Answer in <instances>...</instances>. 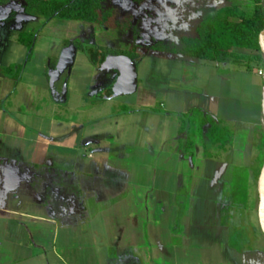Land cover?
Here are the masks:
<instances>
[{
    "label": "crops",
    "instance_id": "crops-1",
    "mask_svg": "<svg viewBox=\"0 0 264 264\" xmlns=\"http://www.w3.org/2000/svg\"><path fill=\"white\" fill-rule=\"evenodd\" d=\"M20 3L25 5L24 0H2L0 12L11 11V6ZM233 3H239L248 16L253 14L252 2ZM262 3L264 7V0ZM25 7H14L3 19L29 18L33 22L25 15ZM5 29L0 27V264H187L185 246L191 239L194 245L196 239L206 247L221 245L223 255L231 224L245 221L253 227L254 216L258 221L257 184L256 190H242V185L233 186V182L244 181L240 164L248 166L250 173L261 155L259 148L250 154V162L248 149L253 144L243 143L264 138L262 53L257 54L260 61L249 66L168 53L145 54L135 67L133 82L122 81L117 70L119 79L108 94L101 98L96 93L100 101L130 94L134 107L144 106L130 113L124 110V116L147 114L161 121H181L177 151L161 146L157 168L149 167L152 182L160 176L157 181L162 182L161 187L152 183L148 191L141 190L137 181V146L130 135L117 138L121 128L118 124L110 126L107 120L112 116L94 112L103 108L102 103L88 105V74L79 66L83 63L88 72L91 68L101 70V48L92 41L75 40L78 44L56 38V33H42L43 29L19 32L34 36L32 50L19 41L18 35L14 48L7 51L10 34ZM148 57L162 60L161 76L158 70H149L142 78L144 83L138 79V68ZM15 66L14 76L10 75L7 70ZM158 102L161 111H151ZM193 109L231 131L225 147L205 141L214 155H201V138L196 141L192 134L193 128L199 130L201 115L190 114ZM125 128L127 132L129 127ZM197 145L203 163L189 172L185 155ZM150 151L142 153L144 160L153 161ZM214 165L217 171H209ZM202 167L205 172L199 175ZM191 173L199 177L189 190L183 183ZM75 179L82 184L73 183ZM86 180L92 184L101 180V197L92 192L95 185H89L87 194ZM47 191L51 194L48 199ZM94 197L98 200L95 204L91 203ZM58 203L68 208L61 216L56 215ZM155 212L161 216L157 218ZM223 214H227L224 222ZM145 219L149 220V232L139 224ZM255 248L259 254L252 260L247 257V262L261 264L264 245ZM232 257L238 262L244 260L242 253L232 255L229 261L234 260Z\"/></svg>",
    "mask_w": 264,
    "mask_h": 264
},
{
    "label": "rangeland",
    "instance_id": "rangeland-1",
    "mask_svg": "<svg viewBox=\"0 0 264 264\" xmlns=\"http://www.w3.org/2000/svg\"><path fill=\"white\" fill-rule=\"evenodd\" d=\"M242 1H247V0H242ZM226 4H228L226 0H144L143 3L141 4H136L133 0H107L108 6L119 7L120 12L122 14L125 15L130 14L132 16V25H133L132 28L128 31H120L117 29H104L95 24H89L83 22L69 23V21L60 20V19L47 20L41 16H38L28 11L26 7H25L26 11H24L25 15L26 16L28 15L31 18H33L34 19V20L32 19L33 22H30L29 18H27L25 21H22V19L21 20L19 19L18 21H15V19H9V20L3 19L8 17V15L10 14L9 12H13L14 7L20 8L21 6H25L24 4L21 5L20 3L19 5H15L13 7L11 6L12 8L11 11L9 10L3 11V14L0 12V27L2 30L5 28L9 30L10 35L8 40L7 51H10L11 49L14 48L15 46L14 44L17 43L16 38L19 35L20 31L28 33L33 31L36 32L37 30H43V29L44 30L42 33H46V34L56 33V38L60 37V38H65L67 40L70 39L71 41H75V40H79L83 42L92 41L97 47L101 48L99 49L101 50L102 57L103 55L106 57L105 59L101 57V70L96 68L94 69L91 68V70L88 72L87 70L84 69L85 67L82 65L83 63L80 64V66L79 63L81 62L77 63V65L81 68L82 73L85 71V73L88 74V79L86 82L88 85L86 87L89 88L87 89L88 92H85L87 94L86 98L87 100H89L88 105H92V104L97 105L102 103L101 106H103V108L100 107L99 109L94 110V112L97 113V111H99L100 114L102 113L104 115H107L108 117L112 116L109 117V119L111 120H107L110 126L111 125L114 126V124L115 125L118 124L119 127L121 128V130H119V132L116 134L117 138L122 140L123 136L128 137L130 135V139H132V142H134L135 145L137 146L136 147L137 152L134 155V157L137 158L135 162H137L138 164L142 162V165L137 164L138 184L141 185L140 188L141 190L147 189L149 191L152 187V183H154L155 188H160L161 187L160 183H162L161 181H157V179L161 180L160 176H158L157 179L155 178V181L152 182L151 179L153 172L150 173L149 167H151L152 164L153 168L155 169L157 168L156 166L158 162L157 158L164 146L166 147L165 150L167 149L168 151L171 152L177 151L179 145L176 134L179 123L181 121L179 122L178 119L176 118L161 121V118H159L158 116L152 117L151 115H147V114L146 115L137 114L133 117L122 115L121 112H123L124 110H127L128 113H130V111L133 109L144 107L143 105L134 107L135 105L134 97L133 95L126 94L127 89L122 92V94H126V95L116 97L113 101H110V99H103L101 101L97 100L96 93H98V95L101 94V98L102 96L107 95L108 90L112 87L115 80L119 79L118 76L119 73L117 71L118 69L114 66L112 62L107 60L110 57L111 58L114 57L112 53H110L109 51L110 50L128 51L132 47L138 46L139 52L143 53L146 52V49L148 47L158 42L163 43L166 46V48L169 50L172 48L181 50L182 49L181 36L193 35L197 23L200 20H202L203 17H205L207 14H211L215 12L216 8L218 9ZM233 4H239V3H233ZM14 28H18L19 30L15 31ZM7 57L8 55L6 54L5 60ZM55 58L56 57L53 58L54 59V61L52 62L53 66L56 65ZM69 64H71V61ZM161 66H162L161 59H158L156 57H148L147 60L138 68L139 81L143 80L142 78H144V74L149 72V70L150 71L158 70L157 73L159 74V76H161V72H160L162 68ZM15 70H16V66L14 70L9 69L7 70V72L10 73V75L14 76L13 72H15ZM51 70L52 69H49V74ZM83 77L86 78V76ZM5 82L6 81H4V83ZM143 82L145 83L144 80ZM15 84H17V82H15ZM131 88H130L131 90L129 89L130 92L134 90V86ZM116 90L119 91L120 87H117ZM143 93L145 92H142L141 94ZM142 100L143 99H141V102ZM108 101H110V103H104ZM154 106L155 107H153L151 111H157L158 108L159 111H161L160 102H158ZM195 116H197V114H195ZM126 126L129 127L127 132L125 131ZM192 134L196 141H199L201 138V140L199 141V146H201L200 148L202 149L201 155L203 154H205L206 156L214 155V151L211 150L209 144H207V147L205 146L206 145L205 141L207 140L203 136L200 137V127L199 130H197V127L193 128ZM243 134L247 135V133H243ZM181 139L182 140L185 139V134H183V138L181 137ZM252 144L253 146H251ZM243 145L251 146V149H248L249 159L247 158L248 160H250V162H252L253 159L250 154L253 155L254 153H256L257 149L259 148H261V155L258 157L257 160H255V164L251 166L250 173L247 170L248 166H243L242 164H240L241 177L242 179H244V181L243 180L242 182H240L239 180L234 181L233 186H235V184L236 185L239 184V187L240 185L243 186L241 188L242 190H246V189L256 190L255 189L256 184L258 183L260 172L264 165V138L261 141H256L251 144L245 142L243 143ZM199 146L197 145L194 151H189L185 155V159L188 160L186 169L189 172L192 171L191 169L194 165L199 166L201 163H203L200 162L202 161L201 160L202 156L199 155L197 151ZM150 149H152L154 153V157H153L154 164L152 160L150 161L143 159L146 156L142 153H151ZM145 161H149L148 164ZM214 166L212 168L210 166L209 171H217L216 167L218 166L217 165ZM201 169L202 171L199 173V175L205 172L203 167L200 168V170ZM249 175L251 176V180L249 179ZM197 176H194V174L192 173L189 176L187 175L188 178L185 181V183H183L185 184L183 186L189 190L193 188V184L195 183ZM74 182L76 184L78 183L81 185L83 181H77L75 179L73 180V183ZM85 183L87 185V194H89V185H95L92 192L94 193V195L97 194V196L101 197V180H98L93 184L89 180H86ZM173 185L174 184H172V186ZM225 188H227V186H225ZM83 193L86 192L83 191ZM41 194L44 195L45 191H41ZM50 195H51L50 192L47 191V199L51 197ZM87 197L89 196L87 195ZM96 197L92 198L93 201H91V203L95 204V202L98 201ZM251 200L252 203H254L255 194L252 195ZM87 201H89V198ZM56 209H57L56 215L61 216L62 213L64 212V211L62 212V210L66 211V209L68 208L66 207V204L58 203ZM155 213L157 214L156 215L157 218L161 216L160 213L158 212ZM226 217L227 214H223V218H224L223 222L226 221L225 220ZM252 223H253V227L255 228L251 227L249 223H246L245 221L231 224L229 245L223 246L226 249L223 255L221 254L220 251L221 245L212 244L209 247L208 246L206 247L205 245L199 243L198 239H196L197 243L194 245L195 240L191 239V241L188 242L185 246L186 254L185 253L184 254L187 256V264H198V263L199 264H251V261L247 262V257L251 260L254 259L257 256V254H259L258 251H256L255 247L257 246L261 247L264 245V237L260 231V228L258 227V221L255 216ZM139 224H141L140 226H145V230L149 232V229L146 228V226L149 225V220L145 219L143 220V222H141L140 220ZM236 253H242V255L244 256V260L241 261L239 260L240 262H238L237 258L234 259L232 257L234 260L229 261V259H231V256L232 255L235 256ZM223 259H225L226 261H224ZM261 264H264V261Z\"/></svg>",
    "mask_w": 264,
    "mask_h": 264
},
{
    "label": "trees",
    "instance_id": "trees-1",
    "mask_svg": "<svg viewBox=\"0 0 264 264\" xmlns=\"http://www.w3.org/2000/svg\"><path fill=\"white\" fill-rule=\"evenodd\" d=\"M133 1L141 4L144 0ZM247 1L254 5L251 16H248L239 4H231L207 14L197 23L193 35L181 36V50L174 48L169 50L163 43L158 42L148 47L143 53L139 52L138 46L128 51L109 49L114 56L109 60L114 63L117 59H125L137 67L145 54L164 55L168 53L213 62L232 61L235 64L244 63L247 66L253 62L258 63L260 57L257 54H261L259 35L264 29V7L262 0ZM24 2L28 11L47 20L83 22L95 24L104 29L120 31H128L133 26L132 16L122 14L119 7L108 6L107 0H24ZM226 2L231 3L233 0H226ZM33 40V35L24 33L19 35V41L29 50H32ZM74 43L79 44L78 41ZM237 50L246 51L249 54H242ZM190 114L201 115L200 133L209 143L217 147H225L230 141L229 129L223 128L211 118L202 117L198 109H193ZM204 127H206L205 133ZM184 129L183 125V131Z\"/></svg>",
    "mask_w": 264,
    "mask_h": 264
},
{
    "label": "water",
    "instance_id": "water-1",
    "mask_svg": "<svg viewBox=\"0 0 264 264\" xmlns=\"http://www.w3.org/2000/svg\"><path fill=\"white\" fill-rule=\"evenodd\" d=\"M259 47H260L261 53L264 55V29L259 35ZM93 51L96 52L95 49H93ZM107 60L110 61L109 58ZM113 64L118 70H120L122 81L127 82V83H131L134 81L135 67L132 62L125 60V59H117L116 62H114ZM205 129L206 127H204V133H205ZM257 192H258V200H259L258 222H259L260 230L262 234L264 235V165L262 167V170L260 172V176L258 179Z\"/></svg>",
    "mask_w": 264,
    "mask_h": 264
},
{
    "label": "flooded vegetation",
    "instance_id": "flooded-vegetation-1",
    "mask_svg": "<svg viewBox=\"0 0 264 264\" xmlns=\"http://www.w3.org/2000/svg\"><path fill=\"white\" fill-rule=\"evenodd\" d=\"M197 5H198V4H197ZM197 5H196V6H197ZM194 6H195V5H194ZM191 8H193V7H191ZM195 9H196V7H195Z\"/></svg>",
    "mask_w": 264,
    "mask_h": 264
}]
</instances>
